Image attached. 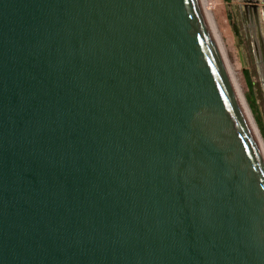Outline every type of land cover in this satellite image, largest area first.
I'll list each match as a JSON object with an SVG mask.
<instances>
[{
    "label": "water",
    "instance_id": "water-1",
    "mask_svg": "<svg viewBox=\"0 0 264 264\" xmlns=\"http://www.w3.org/2000/svg\"><path fill=\"white\" fill-rule=\"evenodd\" d=\"M0 264H264L201 0H0Z\"/></svg>",
    "mask_w": 264,
    "mask_h": 264
},
{
    "label": "rangeland",
    "instance_id": "rangeland-1",
    "mask_svg": "<svg viewBox=\"0 0 264 264\" xmlns=\"http://www.w3.org/2000/svg\"><path fill=\"white\" fill-rule=\"evenodd\" d=\"M264 1V0H263ZM221 44L226 67L243 94L258 132L264 142V66L259 63L258 48L248 26L243 0H203ZM262 38L264 35L262 34Z\"/></svg>",
    "mask_w": 264,
    "mask_h": 264
},
{
    "label": "flooded vegetation",
    "instance_id": "flooded-vegetation-1",
    "mask_svg": "<svg viewBox=\"0 0 264 264\" xmlns=\"http://www.w3.org/2000/svg\"><path fill=\"white\" fill-rule=\"evenodd\" d=\"M242 11L247 12L246 19H241L244 22L248 29L251 31L253 36L254 45L258 48L263 59H264V1L263 0H254V1H245L240 6Z\"/></svg>",
    "mask_w": 264,
    "mask_h": 264
},
{
    "label": "bare ground",
    "instance_id": "bare-ground-1",
    "mask_svg": "<svg viewBox=\"0 0 264 264\" xmlns=\"http://www.w3.org/2000/svg\"><path fill=\"white\" fill-rule=\"evenodd\" d=\"M201 2H202V4H204L203 0H201ZM203 6H204V5H203ZM205 13H206V15H207L208 21H209V23H210V26H211V29H212V31H213L214 37H215V39H216L217 45H218V47H219V50H221V48H220V47H221V44H220V41H219V38H218L217 34H216L215 31H214V28H213V25H212V21H211V18H210V14H209V12H208L207 10H205ZM220 52H221V51H220ZM221 55H222V54H221ZM261 56H263V55H261ZM261 56H260V53L257 54V57H258V61H259V63L261 62V64L264 66V59H263ZM222 57H223V55H222ZM223 60H224V62L226 61V60L224 59V57H223ZM225 63H226V62H225ZM227 71H228L229 76H230V78H231V81H232V83H233V85H234V88H235V90H236V93H237V95H238V97H239V100H240V102H241V105H242V107H243V109H244V112H245V114H246V117H247V119H248V121H249V124H250V126H251V129H252V131H253V133H254V136H255V138H256V140H257V143H258V145H259V147H260V150H261V152H262V154H263V156H264V142H263V140H262V138H261V136H260V134H259V132H258V129H257V127H256V124H255V122H254V120H253V118H252V116H251V113H250L249 108H248V106H247V104H246V101H245V99H244V97H243V94H242L241 91L239 90V88H238V86H237V84H236V82H235V79H234L232 73L230 72V70L228 69V67H227Z\"/></svg>",
    "mask_w": 264,
    "mask_h": 264
}]
</instances>
